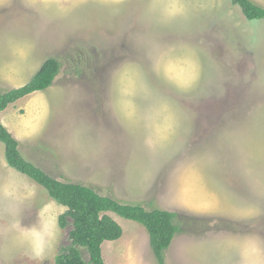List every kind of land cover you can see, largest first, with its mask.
I'll use <instances>...</instances> for the list:
<instances>
[{"label": "rangeland", "instance_id": "obj_1", "mask_svg": "<svg viewBox=\"0 0 264 264\" xmlns=\"http://www.w3.org/2000/svg\"><path fill=\"white\" fill-rule=\"evenodd\" d=\"M203 1L188 28L166 0H1L0 66L18 75L0 69V92L28 82L33 58L60 63L2 121L51 177L175 212L166 264H264V19ZM137 29L151 44L126 42ZM65 209L7 165L0 142V264H55L70 243ZM109 214L122 235L103 242L104 263L156 264L144 227Z\"/></svg>", "mask_w": 264, "mask_h": 264}, {"label": "trees", "instance_id": "obj_2", "mask_svg": "<svg viewBox=\"0 0 264 264\" xmlns=\"http://www.w3.org/2000/svg\"><path fill=\"white\" fill-rule=\"evenodd\" d=\"M229 1L240 8L247 20L264 19V6L256 1ZM59 70V61L49 57L42 62L28 82L0 92V142L4 145L7 165L43 187L52 200L66 208L58 217L60 226L66 225L67 218L71 220L69 246L56 256L55 264H86L79 248L87 251L89 263L105 264L101 254L103 242L117 240L122 235L121 226L109 213L142 225L147 232L149 248L156 264H166L164 252L179 231L175 212L157 207L147 209L142 204L127 203L102 195L88 185L51 177L21 155L19 141L1 122V112L8 105L35 91L46 90Z\"/></svg>", "mask_w": 264, "mask_h": 264}, {"label": "crops", "instance_id": "obj_3", "mask_svg": "<svg viewBox=\"0 0 264 264\" xmlns=\"http://www.w3.org/2000/svg\"><path fill=\"white\" fill-rule=\"evenodd\" d=\"M1 1V0H0ZM72 1V0H71ZM75 1V0H74ZM104 2H113V3H118V1H123L124 3H135L136 2V5H137V1L138 0H103ZM141 1V0H139ZM148 0H143V2H146ZM202 3H204L203 0H166V4L163 5L164 9L166 11H169L171 10V6H173L174 8H176L175 11L171 10L173 12V14L175 13H179V16H181V14L183 15L184 17V21L189 23V26H184V27H191V22H192V19L191 18V13L192 12H195L196 10L198 11L199 8L202 7ZM172 4V5H171ZM171 5V6H170ZM170 6V7H169ZM137 10V9H136ZM199 21H200V18H198ZM201 23V22H200ZM176 25V24H175ZM103 27H111V26H108V25H102ZM89 27V26H88ZM90 27H92L90 25ZM101 28V27H100ZM142 34H144V31L142 30H139L137 29V31H134L132 35H126L124 36L126 39V42H131L133 41L134 44H151L149 42H145V39L146 38V34L143 36ZM158 34V33H157ZM146 41H149L146 39ZM158 43V42H157ZM128 45V44H127ZM7 58H12L11 55H7ZM6 59V58H5ZM5 59H3V61L1 62V66H0V69L2 70V72H4V74L2 73L1 75L7 77L8 75L10 76H13L14 73L16 74V76L18 75V72H14V69H12V65L14 64L12 61H9L7 62ZM36 59L33 58V66H32V70L34 68V71L29 75L28 77V80L32 77V75L39 69L40 65L42 64V62L40 64L36 63ZM34 65H36L34 67ZM30 70H31V67H30ZM19 73L20 74H25V72H22V70H19ZM27 80V81H28ZM24 84V83H23ZM22 84V85H23ZM18 86H21V85H17V86H13L12 88H15V87H18ZM38 92H41V91H35L33 93H30L29 95L31 94H34V93H38ZM28 96V95H27ZM26 97V96H25ZM24 98V97H23ZM22 99V98H21ZM19 100V99H18ZM16 102V101H15ZM14 102V103H15ZM13 104V103H12ZM11 105V104H10ZM9 106V105H8ZM7 106V107H8ZM6 110V109H5ZM4 111V110H3ZM4 113V112H3ZM1 122L3 123V125L8 129L9 132H11V134L19 141V151H20V138L19 136H22V133H23V130L22 129H18V125L15 121L11 120L10 122H4L2 121V112H1ZM31 127V126H30ZM27 131V130H25ZM30 138V137H29ZM149 245V244H148ZM169 248V247H168Z\"/></svg>", "mask_w": 264, "mask_h": 264}]
</instances>
